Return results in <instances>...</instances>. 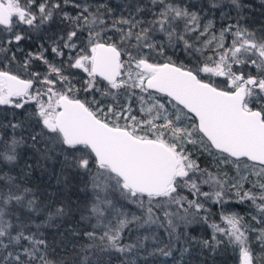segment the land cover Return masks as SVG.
Returning <instances> with one entry per match:
<instances>
[{
    "label": "snow or ice",
    "instance_id": "obj_1",
    "mask_svg": "<svg viewBox=\"0 0 264 264\" xmlns=\"http://www.w3.org/2000/svg\"><path fill=\"white\" fill-rule=\"evenodd\" d=\"M151 4L159 10L148 9L152 18L146 19L138 18L145 16V8L139 3L126 5L128 14L116 17L112 8L105 13L101 11L105 4L91 5L87 0H0V63L5 68L16 61L19 44L27 36L23 28L16 31L17 27L26 25L39 31L57 18L61 25L59 36L48 37L52 60L46 55L44 43L35 52L26 53L23 69L28 79L0 70V105H10L16 120L6 126L28 130L30 147L42 159H52L53 153L62 156V174L72 170L87 176L82 190H91L90 215L97 220L92 227L105 230L99 237L100 245L87 246L98 250L95 258L86 255L80 264H106L103 257L109 249L136 254L144 264H148V257L157 255L175 259V242L181 241L177 227L180 223L185 228L197 223L200 212L205 215L199 219L207 224V201L220 205V220L226 227L211 223L210 239L192 237L181 244L196 243L215 250L227 243L234 251L238 249L239 264H256L252 234L264 250V28L250 30L246 26L239 11L240 0H230L238 10L235 24L221 27L218 33L213 20L204 22V15L219 8V0H208L207 9L203 4L197 7L173 0H151ZM69 5L75 15L64 10ZM92 7L96 11H91ZM106 15L111 23H106ZM220 15L224 19L227 14ZM157 33L164 39L158 41ZM190 36H196V40ZM181 43L189 57L199 54L196 66L187 67L183 62L178 66L167 55L169 48L178 49ZM57 57L61 58L59 63ZM34 61L47 66V70L28 71ZM245 68L249 70L245 72ZM72 69L86 73L85 93L99 92L117 103L105 105L94 97L91 101L77 98L81 89L72 76L65 75ZM215 77L225 78L227 84L218 85ZM121 93L127 100L122 106L118 102ZM164 97L166 103L161 102ZM133 101L139 104V116L132 115ZM253 103L259 106L254 108ZM15 110H21L23 116L17 118ZM121 119L123 124L119 123ZM25 142V138L13 137L0 145V161L16 162L17 148ZM38 144L43 147L37 148ZM187 145H199L201 152L214 162L218 160L217 171L201 168ZM220 165H231L235 174L222 172ZM27 175L25 172L20 177L22 183H15L11 176L0 177L8 181L0 187V264H54L48 259V242L37 239L29 225L36 219L33 214L47 211L44 223H49L71 211L67 205L48 211L52 201H41L33 189L23 186ZM67 179L65 176V186ZM57 183H61L59 178ZM246 183L251 188L245 190ZM203 186L210 190L202 191ZM248 201L256 209L255 214H248L250 221L237 212L226 211L229 203ZM123 202L137 205L142 215L125 211ZM60 203L63 205V201ZM173 205L182 209L183 215L165 210V226L157 212ZM108 215L112 219L105 224ZM89 218L81 215L80 220ZM253 222L261 227H254ZM133 224L137 230L153 224L164 227L168 242L153 233L122 243L121 233L131 230ZM35 227L38 230L40 225ZM84 235L92 241L97 239L95 231ZM149 239L156 244L151 251L144 243ZM142 251L147 255L139 256ZM179 251L183 257L190 248L181 247Z\"/></svg>",
    "mask_w": 264,
    "mask_h": 264
},
{
    "label": "trees",
    "instance_id": "obj_2",
    "mask_svg": "<svg viewBox=\"0 0 264 264\" xmlns=\"http://www.w3.org/2000/svg\"><path fill=\"white\" fill-rule=\"evenodd\" d=\"M151 0H87V2L91 5L97 4H105L107 7L101 9V11L107 13V8H112L114 10V14L116 17L120 15H127L128 8L126 5H136L139 3L142 7L145 8V16L138 18H146L150 19L151 12L148 9H152L153 11H158V8H153V6L149 3ZM81 3H84L85 0H80ZM174 3H192L196 4L199 7L201 4L205 5L207 9L208 0H173ZM220 7L211 11H206V15H204V22L211 19L214 22L215 31L218 33L221 27L227 26L229 23L235 24L237 17V9H235L231 4L230 0H219ZM242 5V9L239 10L244 17V22L246 26L250 30H257L264 28V0H240ZM65 11L70 12L72 15H75V11L72 7L65 6ZM91 11H96L95 7L91 8ZM221 12L226 13L224 19H221ZM230 18V19H229ZM106 23H111V17L105 16ZM50 25L52 29H56L59 31L60 21L59 19H54L50 21ZM47 30V28H45ZM180 30L183 31V23L180 24ZM48 31H46L47 33ZM158 34V33H157ZM29 34H27L28 36ZM109 36H112V31L108 32ZM163 34H158V36H162ZM198 35V33H197ZM48 33L46 37H42L41 40H44L46 44ZM29 37V36H28ZM118 39V37H116ZM164 39V36H163ZM162 39V40H163ZM192 41L196 40V36H190ZM231 42V37H228V43ZM199 44H196L195 47H199ZM29 51L35 52L37 48L29 47ZM49 51V50H48ZM167 55L172 56L173 60L177 65H180L181 62L187 67L196 66V59L199 54L194 53L193 56L189 57L183 50V44L181 43L178 49L169 48L167 50ZM25 54H22V57L17 59L16 63L19 61H24ZM16 63H14L16 65ZM21 63V62H20ZM59 63V62H58ZM8 65L5 68L4 64L0 63V68L3 70H9L13 72L16 70L15 65ZM37 64V61H36ZM38 65V64H37ZM36 68V66H34ZM47 69V66H43ZM32 68H29L31 70ZM40 71H43L40 67ZM36 70V69H33ZM234 70H238V66H234ZM249 69L245 68L244 71L247 72ZM253 74H255V69H251ZM65 75H70L73 77V83L77 88H80L81 91L77 93V98H81V100H85L88 95L85 93L83 88V82L85 78L82 75H79L74 71V69L70 71H66ZM201 76L205 78L202 74ZM92 94V95H91ZM91 96L94 97V93L91 92ZM166 99V97L162 98ZM98 101L102 104H109V100L107 98H103L101 95L98 97ZM113 104V103H112ZM254 108L258 107L256 103L252 105ZM17 113V118L23 116V112L21 110H15ZM13 109L10 108H2L0 106V145L5 142L10 141L13 137L20 139L25 138L26 142L21 144L17 148L18 159L14 163H7L4 161H0V177L11 176L15 178V183H22L20 177L23 173L27 172L28 175L26 177V181L23 182L24 187H28L33 189V191L38 195L41 201H52L51 207L48 211L55 212L57 207H61L67 205L71 211L66 212V215L63 217H54L53 221L49 223H44L47 219V211L42 212L40 214H33L36 216V219L30 223V228L33 232L37 233V239H45L49 248L47 251L48 259L53 261L54 264H80L81 259L88 255L89 259L95 258L96 249H89L87 246L89 244L100 245L101 241L99 237L103 234V227H98L95 230L92 225L97 223L95 218H92L89 213H86L88 210V202L83 200L82 194L79 193V186L76 184V179H72V182H69L67 186L63 187V190L59 188V183H57L59 172L60 158L62 156H58L53 153V158L50 160L42 159L40 153L36 151V149L30 147L31 140L29 136V132L26 129H15L13 130L11 127H7L10 123H15L16 120L13 119L12 116ZM191 122V121H190ZM42 144H38L37 148H42ZM198 147V146H197ZM194 154L198 155V160L201 162L204 160L205 153L200 151V147L194 148ZM198 152V154H197ZM25 165H31V169L25 167ZM8 183L7 179H0V187H4ZM72 183V184H71ZM63 201V205L60 203ZM88 201V199L86 200ZM210 209V213L212 216L216 217L220 215V208L213 204L211 207H207ZM87 209V210H85ZM242 209H239L241 213ZM209 215L208 223L205 224L203 221H198L195 224L189 225L187 228L183 226L177 227V234L181 236V241L185 239H191L195 237L200 240L210 239L212 236V229L208 226L213 223L212 217ZM81 215L89 216V220L81 221ZM205 215L202 212L198 217H203ZM199 219V218H198ZM105 223V222H104ZM37 224L40 225V228L37 230L35 227ZM165 224V223H164ZM166 226V224H165ZM75 230V231H74ZM95 231L97 239L95 241L89 240L88 237L84 235V232ZM187 233V236L184 233ZM153 233L156 234L163 242L166 244L168 242V237L165 232L164 227H160L158 224H154L148 228H141L137 230L136 225L131 226V230L125 229L121 233L122 243L127 244L135 241L137 236L143 237L145 235L151 236ZM223 239V237H219ZM252 238V235H251ZM181 241L175 242V248L173 250L174 257H161V256H152L148 257V264H177V261L180 264H239V251L233 250L231 246L227 243L222 244L217 247L215 250L212 248H203L201 245L193 243L191 245L181 244ZM148 248V251H151L153 247L156 246L155 242L151 239L144 242ZM163 246V245H160ZM181 247H189V253H185L183 257H181V253L179 249ZM89 253H93V255H89ZM147 253L141 252L139 256H146ZM264 257V254L262 255ZM106 264L110 261V264H122L123 261H131L135 259L137 264H144L142 259H139L136 254L125 255L119 252H116L113 249L107 250L105 256L103 257ZM264 260V259H263ZM264 263V261H263Z\"/></svg>",
    "mask_w": 264,
    "mask_h": 264
},
{
    "label": "rangeland",
    "instance_id": "obj_3",
    "mask_svg": "<svg viewBox=\"0 0 264 264\" xmlns=\"http://www.w3.org/2000/svg\"><path fill=\"white\" fill-rule=\"evenodd\" d=\"M149 3L151 4V1H149ZM152 5V4H151ZM156 11V10H155ZM51 22H49L48 24L46 25H42L40 30L39 31H32V30H29L28 29V26L26 25H21L19 27H17L16 31H20L21 28H23L25 30V32H27V34H29L28 36H26L25 40L22 41L20 44H19V48L21 49V51L19 52H16V57L17 59L19 60V57H22V54H25L28 52V48L29 47H35L37 48L39 46V44L41 43H44V40H41L42 37H46V34L48 33V37H51L52 39H55L57 36H59L61 33L60 31L56 30V29H52L51 25H50ZM61 26V25H60ZM47 28V30L45 29ZM46 31H48L46 33ZM159 34V33H158ZM158 34H156V39L159 41V40H162L163 39V35L162 36H158ZM86 35V33H85ZM48 37L46 38L47 41H46V44H45V47L47 48V57L49 60H52L53 59V54L51 52V47L49 45V42H48ZM49 50V51H48ZM13 51H15V47L13 48ZM12 55V52H9L8 53V56L10 57ZM16 59V61H17ZM66 59V57H65ZM56 62H60L61 58L57 57L55 58ZM16 61H13L12 63H16ZM21 62V63H20ZM162 62V61H161ZM4 64V63H2ZM38 64V65H37ZM37 64H36V61L33 62L32 66L30 68H32L31 70H28V71H35L33 69H36V70H41L40 67L42 69H44L43 71H46L47 69L45 67H43L44 65L41 64L40 62L37 61ZM9 65H12V64H9ZM15 65V64H14ZM13 66V65H12ZM36 66V68L34 67ZM14 67V66H13ZM15 68L16 70H14L12 73L13 74H18L20 75L21 78H24V79H28L29 76L27 75V73L24 71L23 69V61H19L18 63H16L15 65ZM0 70H3L2 68H0ZM6 70V69H5ZM9 71V70H8ZM74 71L76 73H78L79 75H82L83 78H87V75L86 73H83L81 70L79 69H74ZM205 79H207V76H205V74H202ZM215 80V82L220 85V86H224L227 84V81L225 80V78L223 77H215L213 78ZM106 83V82H105ZM115 91V90H113ZM93 93V92H92ZM91 92H88L87 95L88 97L86 98L87 100L91 101L93 99V97L90 95ZM94 94V98L95 100L98 101V97L101 95L99 92H95ZM103 98H107V100H109V104H115L117 103V101H114L111 97H103ZM81 99V98H80ZM145 99H147V97H145ZM83 101V100H82ZM118 102L119 104L122 106L124 105L125 103H127V100H126V97L124 95V93H121L120 96L118 97ZM161 102L163 103H166L167 102V98L164 100L162 99ZM2 108H12L10 105H0ZM148 105L146 104L145 107H147ZM31 108L34 109L35 108V105L32 104L31 105ZM132 108H133V112H132V115H137L139 116L140 115V112H139V104L138 102L136 101H133L132 102ZM119 110V109H117ZM171 111V109H169ZM101 115H103V113H101ZM147 118V117H145ZM113 119H115V117H113ZM125 121L123 119H121L119 121L120 124H123ZM162 123V121H160ZM191 125V122H188V126ZM199 147V145H197ZM197 146L193 147L192 145H187L186 148H187V151H189L190 153H192V159L196 160V162L200 165L201 168H207L209 171L211 172H216L217 171V168H216V164H219V161H213V158L211 156H209L207 153H205V156L203 157L204 160H202L201 162L198 160V156L200 154H197L198 155H195L194 154V151L195 150L194 148H198ZM61 160H63V157L60 158ZM220 168H221V171L222 172H228L229 175H234L235 172H234V169L231 165L229 166H223V165H220ZM61 169H62V163L60 161V165H59V172H60V175L58 176V178L60 179L61 183H59V188L61 190H63V187L65 186V183L63 182L64 179H65V176L68 177L67 179V184L69 182H72L71 181V178L74 180L76 179V184H78L79 186V190L78 191L79 193L82 194V197H85L83 198V200L85 199V202H88L87 204L89 205L88 207V210L86 211V213H89L90 212V207H91V204H90V201L92 199V194H91V190L90 189H87V190H82L84 189L85 187V184L84 182L87 180V176L86 175H83V177L81 175H76L72 172V170H65V172L62 174L61 173ZM58 180V179H57ZM72 184V183H71ZM244 188L245 190L251 188V184H245L244 185ZM210 189L207 187V186H203L202 187V191H209ZM185 195H189V198L191 199L192 197L190 196V194L185 190L184 192ZM88 199V201H86ZM124 203V210L129 212L130 214L131 213H134L136 215H142V212L141 210L137 207V205L135 204H131V203H128V202H123ZM213 205V203L211 201H207L205 202V206L206 207H211ZM217 205V204H216ZM119 206V204L117 205ZM219 208H220V205H217ZM185 207H187V205L185 204ZM239 209H242L241 213L239 212ZM169 211V212H180L181 215H183V210L182 209H179L177 206L173 205V206H170V207H167L165 209H160L158 212H157V215L161 218V222L164 224L167 225V221L163 218V212L164 211ZM194 211V210H193ZM220 211H221V208H220ZM226 211L227 212H237L239 213L240 215L242 216H245V220L246 221H250L251 220V216L248 215L249 213H252V214H255L256 212V209L252 206V203L251 201H248L247 203L245 204H236L235 202H232V203H229L227 206H226ZM202 212L199 213V215L201 214ZM90 215V214H89ZM210 216L212 217L213 219V223H220L222 227H226V225H224L221 220H220V215H217L216 217L212 216V213H210ZM92 218H95V217H92ZM199 218V217H198ZM112 219L111 215H108L107 218L103 221V223L105 222L108 223V220ZM129 219H131V216L129 215ZM198 221H200V219H198ZM113 224H115V221L112 220ZM135 225V224H134ZM154 225V224H153ZM183 226L182 223L179 224V226ZM152 226V225H151ZM253 226L256 227V228H260L261 225L259 224H256L255 222H253ZM150 226H145L144 228H148ZM105 229L103 228V231ZM103 233V232H102ZM250 243H251V247H252V250L253 252L256 254L257 256V262L256 264H264L263 263V259L261 257H263L262 255L264 254V250H262L261 248V245L256 241V238H255V235L252 234V238L250 240Z\"/></svg>",
    "mask_w": 264,
    "mask_h": 264
},
{
    "label": "water",
    "instance_id": "obj_4",
    "mask_svg": "<svg viewBox=\"0 0 264 264\" xmlns=\"http://www.w3.org/2000/svg\"><path fill=\"white\" fill-rule=\"evenodd\" d=\"M179 66V65H178ZM22 79H24V78H22Z\"/></svg>",
    "mask_w": 264,
    "mask_h": 264
}]
</instances>
